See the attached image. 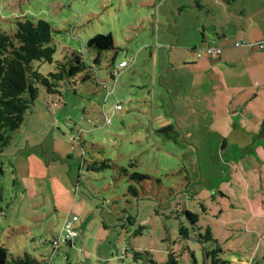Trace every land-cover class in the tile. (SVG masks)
Here are the masks:
<instances>
[{"label": "rangeland", "instance_id": "rangeland-1", "mask_svg": "<svg viewBox=\"0 0 264 264\" xmlns=\"http://www.w3.org/2000/svg\"><path fill=\"white\" fill-rule=\"evenodd\" d=\"M17 19L59 30L54 61L35 62L39 72L72 54L91 69L54 93L40 86L2 148L0 244L48 264H154L134 258L143 250L165 264L190 211L210 224L228 264H264V131L243 145L228 136L264 110V0H0V30ZM99 33L115 48L95 63L86 42ZM208 45L226 57L198 56ZM186 58L195 70L167 68ZM133 172L150 179L137 183ZM73 216L77 236L53 247Z\"/></svg>", "mask_w": 264, "mask_h": 264}, {"label": "trees", "instance_id": "trees-1", "mask_svg": "<svg viewBox=\"0 0 264 264\" xmlns=\"http://www.w3.org/2000/svg\"><path fill=\"white\" fill-rule=\"evenodd\" d=\"M58 31L44 19H38L36 22L29 19H17L13 30L9 32L0 30V153L9 143L12 133L20 127L26 110L37 99L40 86L45 87L47 92L54 93L58 81L67 80L84 71L87 73L91 69L78 55L72 54L71 58L65 61H56V71L49 72V76L38 71L34 65L35 62L52 63L54 61L53 33ZM86 45L98 52L94 58L95 63L99 61L102 51L115 48L111 34H95L87 40ZM116 72L117 69L111 73L112 78ZM85 78L88 77L85 75ZM116 107L119 109L120 105L117 104ZM106 167L110 165L104 162L101 168ZM121 168L124 173L128 171L125 167ZM129 178L140 183L150 179V176L133 172ZM129 190L136 195V186L131 184ZM1 200L2 188L0 187ZM185 213L189 226L180 222L178 228L180 237L177 240L184 241L180 248L168 250L165 264H181L184 253L188 257L187 264H228L222 256L224 249L220 246L219 239L215 236L210 224L198 225L196 213L190 211ZM142 228L139 227V230ZM71 240L64 242L71 243ZM190 243L201 246V261ZM140 256H145L147 261L155 264L148 250L134 251V258L137 259ZM0 264H48V262L37 261L27 253L24 256H14L4 244H0Z\"/></svg>", "mask_w": 264, "mask_h": 264}, {"label": "crops", "instance_id": "crops-1", "mask_svg": "<svg viewBox=\"0 0 264 264\" xmlns=\"http://www.w3.org/2000/svg\"><path fill=\"white\" fill-rule=\"evenodd\" d=\"M258 29L259 28H256L255 29V31H253V32H251V33H249L250 35H251V37H253L252 39H255V41H259V40H257V39H262L263 37H261V36H258V37H261V38H257L256 39V37H257V35H255V36H252L253 34H258ZM241 32V31H240ZM246 33H248V32H246ZM264 39V38H263ZM245 40V39H244ZM238 41H240V40H238ZM236 43V42H235ZM221 48V47H220ZM195 49V48H194ZM262 50H264V47H263V49ZM244 52L245 53H248V55L250 56V57H252V58H256V57H258L259 56V58H262V53H260V54H258V55H256L255 54V50H249V49H245L244 50ZM219 57L220 58H225L226 56H223L222 55V49H221V52H220V55H219ZM121 61H123V60H121ZM182 67V69L184 68V69H190V70H195L196 68H197V64L195 63V62H189V59H185L183 62H181V63H177L176 62V60H174V62H172L171 63V65L170 66H168L167 68H170L171 70H173V71H175V70H180V67ZM255 96V98H256V95H254ZM247 118H249V117H247ZM253 119V118H252ZM251 120V119H250ZM248 122V124L249 125H244L243 126V124L241 123V121H239V127L242 129V130H244L245 132H247V133H260V132H262V131H264V110H262V114H261V118L259 119V120H253V122L250 124V121H247ZM234 123H235V121H234ZM240 124H241V126H243V127H241L240 126ZM233 127H234V124H233V126H231L230 127V132L233 130ZM247 127V128H246ZM262 129V130H261ZM256 146H259V144H257ZM264 147V146H263ZM264 234V232L262 233V235ZM54 250V249H53ZM261 252H262V250H261Z\"/></svg>", "mask_w": 264, "mask_h": 264}, {"label": "built area", "instance_id": "built-area-1", "mask_svg": "<svg viewBox=\"0 0 264 264\" xmlns=\"http://www.w3.org/2000/svg\"><path fill=\"white\" fill-rule=\"evenodd\" d=\"M246 44V40L242 39L241 41H237L235 43L236 46H240V45H244ZM260 47H262V44H259ZM198 52V56H202V55H206L208 57H212L215 55H220L221 52V48L215 45H208L203 49H197L196 50ZM127 64L126 61H122L119 63L120 67H123ZM73 221H66L64 223V227H63V232L62 235L60 237H58L57 239H54L51 243L53 245V247H56L61 240L63 241H67V240H71L73 239L75 236H77V231L75 229V221L77 220L76 216H73ZM263 239H264V235H263Z\"/></svg>", "mask_w": 264, "mask_h": 264}, {"label": "water", "instance_id": "water-1", "mask_svg": "<svg viewBox=\"0 0 264 264\" xmlns=\"http://www.w3.org/2000/svg\"><path fill=\"white\" fill-rule=\"evenodd\" d=\"M254 133H247L244 130H242L239 126L235 128L233 127V130L230 132L229 136V142L230 143H237V144H246L251 142V137Z\"/></svg>", "mask_w": 264, "mask_h": 264}]
</instances>
